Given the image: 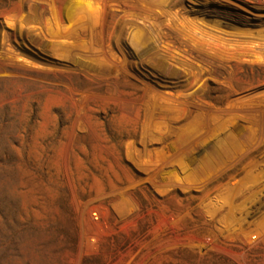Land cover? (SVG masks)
<instances>
[{
  "label": "rangeland",
  "instance_id": "obj_1",
  "mask_svg": "<svg viewBox=\"0 0 264 264\" xmlns=\"http://www.w3.org/2000/svg\"><path fill=\"white\" fill-rule=\"evenodd\" d=\"M0 264H264V0H0Z\"/></svg>",
  "mask_w": 264,
  "mask_h": 264
}]
</instances>
